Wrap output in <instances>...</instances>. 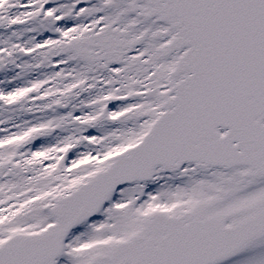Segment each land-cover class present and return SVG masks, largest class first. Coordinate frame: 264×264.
I'll return each instance as SVG.
<instances>
[{
  "label": "snow or ice",
  "instance_id": "6c2138e0",
  "mask_svg": "<svg viewBox=\"0 0 264 264\" xmlns=\"http://www.w3.org/2000/svg\"><path fill=\"white\" fill-rule=\"evenodd\" d=\"M0 264H264V0H0Z\"/></svg>",
  "mask_w": 264,
  "mask_h": 264
}]
</instances>
